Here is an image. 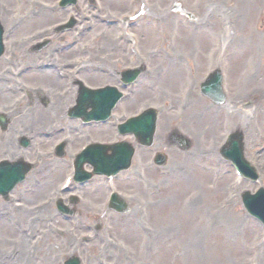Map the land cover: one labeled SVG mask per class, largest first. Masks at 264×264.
Segmentation results:
<instances>
[{"label": "rangeland", "instance_id": "374dc122", "mask_svg": "<svg viewBox=\"0 0 264 264\" xmlns=\"http://www.w3.org/2000/svg\"><path fill=\"white\" fill-rule=\"evenodd\" d=\"M106 1L107 0H103V5H104V3ZM111 1H114V0H111ZM165 1H166V5L168 4L167 6L169 7V9L173 8V1H171V2H169L170 0H165ZM196 1H198V0H187L186 2H183V5L185 7H187V11H190V12H193V11L195 12V11H198V10L203 11L205 7H203L202 5L194 4ZM207 1H209V0H207ZM207 1L203 0V3H204L205 6H207L209 4V2H207ZM233 1L235 2L236 0H220V2L223 3V4H226V2L227 3H232ZM156 3H157V1L152 0V3H151V5L149 6V8L147 10L153 9V12H156V10H154V8L158 7V6L154 7L156 5ZM145 5H146V0H145ZM256 6H262V5L256 4ZM181 7H183V6L181 5ZM143 8H145V7H143ZM207 8L209 9V7H207ZM108 11L112 12V13L111 12H109V13H111L113 17H116L120 13L125 12V10L124 9H120V7L111 8ZM108 11L105 9V12H108ZM155 14H157V13H155ZM252 21H253V17H250V21H247L249 24L246 23L245 27L252 26V24H253ZM175 22L177 23L176 20H175ZM146 23H147V19L143 20L141 22L140 26H139V28H140L139 29V37H140L141 43H142L141 52H142V55L144 57H147V55L149 53H152V51H153V49L151 51H148V46L146 45V40L147 39H154V43L157 45V46H155V48H156V47H162L160 45L162 44L163 41H159V40H167L169 38L168 35L171 34V32L169 33L170 30L177 31L180 34L179 27L176 28L172 24L168 25V24L163 23V24H159V25H146ZM237 28L240 30V26L235 27V29H237ZM242 30H243V28L241 29V31ZM214 34L215 33H213V30H206L205 34H204V31H203L201 33L202 37L197 39L200 42H202V44L199 47V49L197 48L198 51H199V52L196 53L197 56H195L194 52H192V53L190 52L185 58L186 61H183L181 63H176L171 68H168L166 63L163 62L159 57L158 58L160 59V61H162V64L159 62L158 58H156L155 62H157V65H159L158 66V69H159L158 72L163 73L165 71V73H167V72H170V71H179L180 74L182 75L183 79H184V74L182 72L184 70H187L190 65H199L200 64L199 60H201L200 62H201V65H202V69H201L202 73H200V70L198 69V67H197V70H196L197 74H198L197 82H199L201 80L200 77H202V79H203L205 70L206 69H210L211 67L212 68L214 67V63H212V61L214 62L216 59H218V56H217L218 52L217 51H219V49L217 48V46L222 47L217 42V40H216L217 38H216V36ZM238 37H240V39H239L240 42L237 44L239 46L242 43H244V36L242 35V32L238 34ZM149 50H150V48H149ZM186 54H187V52H186ZM183 56H185V55H183ZM187 58L189 60H187ZM142 60H143V62L145 61L144 59H142ZM146 62L149 63L148 61H146ZM206 66H207V68H206ZM250 71H251V68L248 69V73H250ZM30 80H32V79H26L25 78V80L22 81L23 85H25L27 87H30L31 89L35 88L36 86L40 87V85H36L34 83H31ZM158 81H161V80H158ZM143 83L146 84L145 82H143ZM183 83H184V81H182V83H181L182 85L181 84L180 85L175 84L177 86L174 88V90L170 87L169 90L166 91V95L163 94V95H160L159 98H155L154 95L151 96V94H148V93H151V91L154 92V91H156V89L162 91V84L158 83L157 80H156L155 83L151 84L152 87H151L150 90L144 89L142 87L139 88V90L133 96L131 101L134 98L139 96V92L140 91L145 92L146 96H151L149 98L150 101L148 102L150 105L160 106L158 103L160 102L161 97H162L163 99L168 101L167 104L164 105L165 106L164 111L165 112L174 113L176 115L175 123L177 125H179V126H177V125L176 126L177 127H181L180 126V121L183 120L184 118H188L189 116L193 115V114H189L190 112L188 114H185V115L177 113V110H178V107H179L178 104H177V101L179 99V93L181 91ZM167 87H168V85H167ZM8 97L9 98H7L5 100L4 108L10 107L11 103L13 102L14 98L10 97V96H8ZM18 97H21V96L18 95ZM30 99L31 100H29L27 103L24 104L22 109L30 108L29 106H30L31 103L35 104V105H36V103L40 104V106H41L40 108H42V109L47 108V107H44L42 104L47 103V105H49L50 104L49 100L50 99L52 100V96H51V94L49 92H47L45 90H41V92H39V93H31ZM155 99H157V100H155ZM131 101H129V104H130ZM70 102H71V104H70V106H71L72 105V100H70ZM203 103L206 104V102H203ZM134 109L135 110L130 112V114H133V113L136 112L137 108H134ZM160 111H162L161 106H160ZM119 114H125L127 116V114H126L125 110H123V108L120 109V113ZM186 115H188V116H186ZM62 117H63V119L66 118L65 122L68 121L65 110L63 112ZM54 123H57V122H54ZM220 127H221V122L219 120V129H220ZM198 131L202 132V128L200 127ZM98 133L99 132L95 130V131H90L89 133H85V134H76L74 136L76 149H78L80 147V145L87 138H94L96 140H103ZM110 136H111V134H110ZM199 136L200 135L198 133H196L195 136L193 137L194 145H195L196 149L197 148L207 149L209 147H214L219 142V140H220L222 135H221V132H219L217 134V139H216V141L214 143H212V140H213L212 139L213 138L212 135H205L203 137V139H200ZM261 164L264 166V159H261ZM172 165H174V167H176V166H182L183 167L182 174L180 176L173 177V178L159 179L158 175L153 174V178L149 177L148 180H145V183H147V185H151V186L159 188V190L161 192L158 193L156 196L159 199H161V200L164 199V197H165L164 196V192L166 190L174 189L175 193H174L173 200L176 203L177 207L179 208V209H177V211H179V210L183 211V207H185L186 201H187V197H188V195H189V193L191 191L192 192H198L199 195H201V192H202L203 188H205L207 190H210L209 182H210V178H211V173L209 172V170L208 171L204 170V169H206L209 166V164L205 160L201 161V160L196 159V158L185 159V158L176 157L175 161L172 162L171 166ZM204 175L206 176L205 182H201V180H202ZM196 181L200 182V186H193V185L190 186V184L195 183ZM142 187H144V186H142ZM118 188H119V191L121 192V194L125 198H126V193L124 192V190H126V188H127V189L133 191V189H134L133 185H132V182H129V180H127L125 178L122 179L119 182ZM139 189H140V186H139ZM211 191H213V190H211ZM141 192H143V190ZM128 196L131 197V199H132L131 193H129ZM223 196L224 195H222V196H220L218 198L217 203L211 209H205V210L203 209L202 205H206L204 198H203L201 203L200 202L195 203L193 205V207L195 209V213L197 214L196 220L199 221L201 224H203V218L205 219V214L206 213L213 214L215 212L213 209L216 210L218 208L219 202H220V200H221V198ZM139 198L141 200L144 199L145 201L150 200V196L147 195L145 192L140 194ZM101 200H102V197L100 196L99 199L97 200V202L94 203L93 207L89 208L90 213H88V214L90 216H92V215L98 216L99 209H100V206H101ZM132 200H133V202H136L137 197H134ZM1 210H3V207L1 208ZM27 216H29V215H27ZM237 217H238L237 223L240 224V225H243V227H244L245 226V224L243 222L244 218H242L241 216H237ZM85 220L86 221H91V222H94V223H98V221H96V219H93V218H91V219L90 218H88V219L86 218ZM99 223H100V219H99ZM111 223H112L111 226L109 225L108 228H104L103 233L101 235V240L103 241V243L105 245H109L110 248H111V249H108L110 251L107 254H106V252L108 250L104 253V258H106L107 260H111L112 259V257H108V254L111 253V252H114L117 255H125V253L119 251L118 247L120 245L127 247V250H128L129 243H134L135 244V241H136V245H138L137 236H135V234H134V232L132 230V226H134V224H135L134 221L133 222L132 221H128V218H125L123 216H114V215H112V222ZM167 223H168V225L170 224L169 222H167ZM238 224L233 225L231 230H229V229H224L223 230V236L224 237H227L228 233L231 231L230 232L231 233V235H230V239L231 240H229V237H228V239L226 241L233 242L235 239H237L239 237L240 228H239ZM9 228H10V230H12L13 234L15 235V232L12 229L13 226L11 224L9 225ZM245 228H247V227H244V229ZM255 229H256V235L254 236V238L257 239L258 238L257 237L258 236V229L256 227H255ZM127 231H129V235H128ZM77 234L78 233H76L75 235L70 237V239H65V241H68L67 243H69V244L72 243L73 240H74V237H76ZM63 235H64V233H63ZM219 237H220V235H219ZM131 239H137V240H131ZM175 239H176V241L174 243H172V244H175V251H177V247H178L180 242L178 241V237H175ZM56 240L52 239V236H49V238L47 240V243H49V245L52 244V243H55V244H58V245L63 243L62 239H59L57 241ZM253 240H254L253 238H247L245 245L242 242L238 243V245H240L241 248L244 249V251L241 250V253H238L239 247L237 245H234V246L230 247L229 250H231L232 252H230L228 250V248H224V246L220 245V247L218 249L212 250V251H210L208 253V255L210 257V260H209L210 263L209 264H248L247 257L249 256V250H248V252H246L245 249H246V246H247V249L249 248V245H250V243ZM223 241H224V238H223ZM113 242H114V245H115L114 248H112V246H111V244ZM72 244L69 245V246L67 244L68 247H67L66 252L62 256L63 258L69 256L68 254L70 252H72L71 249L74 250L75 248L77 249L76 250V255H77V257L80 260H82V257H84V259L85 258L88 259L87 257H90V253L88 252V249H84L83 248L81 250V247H83V245L80 246V247H73L72 248L71 247ZM42 245H43V243L40 244L39 250H41V248L43 249V251L48 249V245H46V244L43 245V246ZM64 245H66V244H64ZM193 253H194V251L190 252V255H189L190 259H193V257H194ZM245 253H247L246 257H244ZM42 254H43V252L40 253V255H42ZM176 254H177L176 252L174 254L173 250H169L165 246V248H163V252H162L161 256L159 255V257L157 259L150 260V261H155L156 264H161L163 262L165 264H184V260L182 258H180ZM170 255H171V257L173 259H171ZM174 255H175V257H174ZM59 260H60V258H59ZM55 263L56 262L53 261L52 264H55ZM82 264H86V262L84 261V263L82 262Z\"/></svg>", "mask_w": 264, "mask_h": 264}, {"label": "bare ground", "instance_id": "6f19581e", "mask_svg": "<svg viewBox=\"0 0 264 264\" xmlns=\"http://www.w3.org/2000/svg\"><path fill=\"white\" fill-rule=\"evenodd\" d=\"M213 19L215 21H218V19L215 18V15L213 16ZM187 33H185L186 35L184 37L183 44L180 45V46L182 48H186V47H189V48L191 47L192 49L194 48L195 56H197L196 53L199 52L198 49L201 46V44L198 43L199 41L197 40L196 36H193L194 33L190 34L191 37H187ZM232 37H233L232 35L224 36L223 37L224 44H227L228 42H230V39H232ZM177 42L180 43V41L178 39H177ZM168 47L171 48L169 43H168ZM200 61L201 60H199V63H200ZM37 79H38V82L46 83L47 84L46 90L50 89V90H52L53 93L56 91V89L60 85V82H58L56 79H52L50 77H48V78H40V76H39ZM178 80H179V74L176 73V72L175 73H171L170 74V78H168L167 81H163L164 90H162V94H165V91H166L165 86H167V84H169V83L170 84H174L173 82H176ZM6 96L7 95L1 96L0 99L4 98ZM53 101H54L53 104L44 113H42L41 110H38V108L33 107L32 111H31V114H35V116L30 118V121L31 122H39L41 124H44V123H46V120H47L46 118L48 116L57 117V114H59L58 105L60 104L61 100L60 99H54ZM35 110H37V112H34ZM244 125L245 124H242V126H244ZM215 130H216L215 127L212 126V125H208L206 127V129H204L205 133H212ZM14 135H15V131H13V133L10 135V137H13ZM2 146H3V149L8 151V153H12L13 152L11 139H7ZM26 203L27 202L24 201V204H26ZM161 205H163V202H161ZM168 207L170 209L171 206L167 205V208ZM28 209H29V207H27L25 211H28ZM169 216L175 217V215H169ZM4 224H7V223L2 222V224L0 225V243L8 244V243H11L13 241L11 244H16L21 249V253L19 254L18 258L14 262L5 263V264H33V262L28 257V251H27V248H26V243H25L23 238L17 237V239L14 241V239H13L11 233H10V240L9 241H5L3 239L4 235L6 236V227H5ZM189 225L190 224H186L185 227L187 228V227H189ZM249 234L251 235L252 231H250ZM238 253H241V251H238ZM51 258H52V256H51ZM46 261H50V257Z\"/></svg>", "mask_w": 264, "mask_h": 264}]
</instances>
